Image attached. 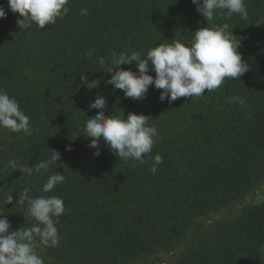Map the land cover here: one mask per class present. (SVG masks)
I'll list each match as a JSON object with an SVG mask.
<instances>
[{
	"label": "trees",
	"instance_id": "trees-1",
	"mask_svg": "<svg viewBox=\"0 0 264 264\" xmlns=\"http://www.w3.org/2000/svg\"><path fill=\"white\" fill-rule=\"evenodd\" d=\"M0 6L7 13L0 19V90L18 101L34 128L31 135L0 128V214L9 233L37 223L27 201L16 203L27 188L32 198L61 197L67 209L56 224L59 246L38 248L44 264H264V203L226 213L264 174V0H246L247 19L219 14L213 21L191 0H69L63 19L23 32L19 13L7 0ZM224 23L249 65L240 80L171 104L154 85L135 100L105 83L111 73L100 57L110 63L113 51H138L143 58L174 40L187 46L199 28ZM89 49H95L91 57ZM120 67L138 71L137 62ZM81 73L96 86L82 83ZM98 94L106 98L105 115L149 116L159 139L145 163L118 159L102 137L94 155L83 128L98 111L88 107ZM235 96L244 103L227 102ZM51 151L61 160L47 171L19 170L49 159ZM156 154L163 163L153 174ZM56 172L64 182L43 192Z\"/></svg>",
	"mask_w": 264,
	"mask_h": 264
},
{
	"label": "clouds",
	"instance_id": "clouds-1",
	"mask_svg": "<svg viewBox=\"0 0 264 264\" xmlns=\"http://www.w3.org/2000/svg\"><path fill=\"white\" fill-rule=\"evenodd\" d=\"M13 13H19L22 19H17V26L21 32L28 30L35 24L43 29L47 25H54L57 19L67 15L69 0H7ZM196 5L197 11L206 19L213 21L217 10L225 19H230L233 14H239L242 19L248 18L246 0H191ZM86 9L81 10L85 15ZM7 13L0 6V19L6 18ZM230 25L211 24L201 27L194 33V40L187 46L179 40L171 44H159L147 51L146 57L133 51L131 54L115 51L111 53L110 63L104 57L99 58V64L104 72L111 73L105 83L113 85L117 90H122L125 98L142 100L150 86L162 90L159 99L168 103L181 97L200 98L205 90L212 92L228 79H239L249 71V65L238 51L240 41L235 39ZM95 49L86 53L91 57ZM137 62L138 71L121 69V65H131ZM151 66V67H150ZM153 71L155 76L148 74ZM81 81L89 88H94L89 83L87 76L81 73ZM228 103L243 104L239 97L227 98ZM107 101L103 95L97 96L89 104L90 109H97L95 116L85 121L83 131L86 137L91 138L88 145L96 149L94 155H99V140L102 137L109 150L120 160H131L145 163V156L152 152L154 144L159 139L154 125L149 126L148 118L143 114L129 113L127 118L118 115H105ZM0 128L12 132H23L31 135L34 128L30 126V117L21 110L18 101L3 90H0ZM66 150H71L70 147ZM49 159L41 161L34 166L24 167L20 171L32 174L33 170L40 172L61 160V154L51 151ZM152 166L150 171L155 174L158 166L163 163L161 155L150 157ZM9 166L18 169L17 162L10 160ZM65 176L55 173L49 176L43 186V192H51L57 184L63 183ZM29 189L19 192L16 203L23 205L27 201L28 213L37 223L31 227L11 231V224L6 216L0 214V264H44L43 257L38 253V248L57 247L60 237L56 224L58 218L67 211L64 201L58 196H40L32 198L28 195ZM13 202L10 195L7 204Z\"/></svg>",
	"mask_w": 264,
	"mask_h": 264
},
{
	"label": "rangeland",
	"instance_id": "rangeland-1",
	"mask_svg": "<svg viewBox=\"0 0 264 264\" xmlns=\"http://www.w3.org/2000/svg\"><path fill=\"white\" fill-rule=\"evenodd\" d=\"M220 14V10H217L216 15L218 16ZM264 203V174L260 178L259 182L246 194L245 198L241 200V202L236 206V205H231L227 208L226 213L232 214L234 213L235 210L239 209L242 206L245 205H253V204H261ZM227 214V215H228ZM170 257L173 258L172 251L169 252ZM156 259L155 256L149 257V261H154Z\"/></svg>",
	"mask_w": 264,
	"mask_h": 264
}]
</instances>
